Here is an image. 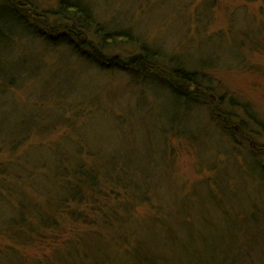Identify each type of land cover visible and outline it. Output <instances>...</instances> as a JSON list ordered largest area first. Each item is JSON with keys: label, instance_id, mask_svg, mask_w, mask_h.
I'll return each instance as SVG.
<instances>
[{"label": "rangeland", "instance_id": "obj_1", "mask_svg": "<svg viewBox=\"0 0 264 264\" xmlns=\"http://www.w3.org/2000/svg\"><path fill=\"white\" fill-rule=\"evenodd\" d=\"M82 1L90 8L84 10L82 21L93 32L98 31L99 36L116 33L117 40L104 49L105 54L127 58L145 45L160 54L163 65L197 68L204 86L233 98L237 106L234 114L248 118L243 105L254 110L260 123L250 124L257 128V134L250 142L238 135L233 137L219 129L217 115L212 114L213 118L203 103H190L186 108L184 99L178 102L160 80L140 82L128 73L100 70L88 59L69 53V46L47 47L39 40L29 44L28 34L23 31L15 38L14 51L19 54L13 59L19 61L22 56L26 67L0 103V126L10 128L19 120L30 127L33 120L34 128L16 154L6 143L0 150V165L6 162L17 169L11 170L6 180L0 177V264H29L31 260L46 264L52 257L55 263L54 242L63 240V244L72 235L67 229L54 239L58 230L35 227L37 211L26 209L30 197L45 200L42 188H33L49 170L41 165L44 160L51 159L55 151L71 149L81 158H87L89 151L90 159L96 162L99 156L126 145L135 149L133 159L143 161L145 169H153L146 173L150 177L147 197L151 196L155 204L161 198L164 207L176 209L182 205L190 210L188 219L200 234L186 236L198 247L190 251L191 264H222L230 238L225 222L232 219L240 223L247 215L254 236L241 234L240 228L239 242L249 240L256 262L264 264V172L256 167L262 168L264 156L253 152L258 145L264 146V0ZM28 4L38 15L51 16L47 17L51 23L56 20L52 12L57 11V0H31ZM4 16L10 13L1 9L0 20ZM13 23L17 25L10 16L8 26L13 28ZM90 39L96 38L92 35ZM67 119H75L76 123ZM120 121L131 140L127 143L111 129ZM38 122L42 123L41 129L50 123L52 129L38 130ZM173 127L178 128L179 136L171 137L166 146L169 136L165 134H170ZM39 132L42 137L37 135ZM73 144L89 149L81 153ZM32 156L39 165L35 166ZM114 186L121 196L127 193L122 186ZM184 194L187 196L181 201L179 197ZM109 199L105 197L101 203ZM37 204L40 212L48 209L64 218L63 210H44ZM151 207L147 202L138 203L137 212H132L134 219L146 218ZM15 224L22 225L21 230L14 232ZM76 226L79 228V223ZM95 226V231L101 233L97 235L107 239L101 225L83 224L79 229ZM247 234L249 238L245 239ZM242 256L245 259V254ZM244 259L235 249L229 263L244 264Z\"/></svg>", "mask_w": 264, "mask_h": 264}, {"label": "trees", "instance_id": "obj_2", "mask_svg": "<svg viewBox=\"0 0 264 264\" xmlns=\"http://www.w3.org/2000/svg\"><path fill=\"white\" fill-rule=\"evenodd\" d=\"M29 1L31 0H0V10H8L17 24L15 26L13 23V28L8 26L10 16H4V19L0 20V95H3L0 98V103L5 99L8 88L15 85V78H20L22 76L21 70L26 67V61L22 56L18 58L21 59L19 61L13 59L19 54L14 51V47H16L15 38L26 30L29 44L39 40L48 44L47 47L69 46V50H67L69 53L72 52L80 58L88 59V62L100 70H116L120 73H128L130 78L140 82L150 80L148 78L160 80L178 102L184 99L186 108L190 103H203L210 110L211 116L212 114L217 115L219 129L228 134L232 133L233 137L238 135L240 139L250 142L251 138L257 134L255 132L257 128H252L250 124L251 122L260 123L255 112H253L254 110L243 105L245 114L249 115L248 118L234 114L237 106L234 105L233 98L227 99L226 93H216V90L211 86H204L198 79L200 71L197 68H188L183 65L170 68L163 65L162 61L159 60L160 54L145 45L141 46V51L127 58L120 54H105L104 49L117 40L116 33L99 36L98 31H94V33L91 27L82 21L85 15L84 10L90 11L86 1L57 0V11L52 12L53 15L55 14L53 17L56 18L53 23L47 18L51 16L38 15V12L29 6ZM31 20L35 21L32 22ZM92 35L96 38L95 40L90 39ZM58 97L62 98L61 95ZM61 104L63 103L60 102L59 105ZM225 104L228 106L226 107ZM83 105L82 103V109ZM2 114L3 111L0 109V117ZM57 119L60 120V118ZM67 120L76 123L75 119ZM32 122L34 123L33 120ZM33 123L29 127L21 125V121L18 120L10 128L4 125L0 126V150L3 148L2 143H6L10 151L16 154L26 143L28 132L34 128H32ZM41 125L38 122L36 129L41 131L52 129L51 123L42 126V129ZM73 125L75 126V124ZM123 126L120 121L111 126V129L118 134L117 136H123L124 143H127L131 140L127 138L126 128L124 130ZM177 130L178 128L173 127L168 132L170 134H165L169 136L165 142L166 146L170 143L171 137L179 136L176 133ZM40 133L37 135L42 137ZM185 134L186 132H184ZM182 140L180 142H183ZM63 142L66 140L64 139L59 143L60 147ZM73 147L81 153L89 149L88 147L85 149L86 145L73 144ZM134 152L135 149L126 145L112 150L108 155L99 156L98 161L94 162L90 159L92 154L90 155L89 151L87 158H81L80 155H76L70 149L55 151L51 159L44 160V164L41 165L49 170L45 171L42 181L32 187L36 190L41 187L45 200L38 201L36 198L34 200L30 197L32 201L29 200L30 198L28 199L29 202L25 203L26 209L37 211L35 227L44 226L47 230H58L54 239L59 233L61 237L67 229L72 234L63 244V240L54 242L56 245L54 248L56 249L54 252L56 262L52 261V257L46 264L192 263L190 251H197L198 247L195 245L194 239L189 241L186 236L190 235L189 237L193 238L200 236V234L199 228L188 219L190 210L182 205L176 209L169 206L164 207L161 205V198H159V204H155L151 196L147 197L148 186L146 184L150 182V177L146 173H150L153 169H145L144 166L146 165L142 163L143 161L133 159ZM253 152L264 156V146L258 145V148ZM31 158L36 163L35 166L39 165L33 156ZM5 163L2 162L0 165V177L2 176L6 180L8 173L11 170L17 171V169H13L12 164L7 166ZM256 167L264 172V165L260 168L256 164ZM114 185L122 186L127 193L121 196L119 189L115 190ZM106 189H110L112 192L107 193ZM108 196L111 199L106 204H102L101 200ZM186 196L184 194L179 199L182 201ZM143 202L152 206L149 210L150 213L148 212L146 218L142 220L134 219L132 212H137L135 210L136 205ZM37 203L41 204L44 210L46 208L54 211L63 210L61 214L64 215V218L57 217L52 211L49 213L48 209L45 212L42 210L40 212L36 207ZM248 219L250 218L247 215L240 223L238 220L234 223L232 219L225 222L224 227H227L230 238L227 243V250L223 252L225 257L222 264H230L229 261L232 259L235 249L238 250L239 258L244 259L242 255L245 254L244 264L246 261L258 264L250 251L252 247L248 245L249 240H244L243 244L239 242L242 237L241 234L249 233L250 236H254ZM78 223L79 228L80 226L83 228V224L101 225L107 231V239H102L101 235H97L101 234L95 231L98 226L90 230H80L76 226ZM58 224L59 226H57ZM67 224H70L71 227L64 228L63 226ZM13 226H15L12 228L14 232L16 229L21 230L19 227H22L20 224ZM240 228L243 233L238 235ZM256 228L260 230V227ZM247 238H249L248 234L245 239ZM44 253L45 251L42 254L44 255ZM259 260L262 263L261 256ZM29 264L41 263L31 260Z\"/></svg>", "mask_w": 264, "mask_h": 264}]
</instances>
